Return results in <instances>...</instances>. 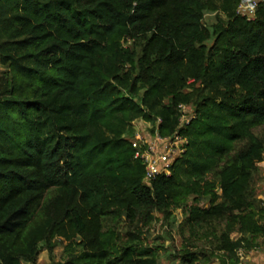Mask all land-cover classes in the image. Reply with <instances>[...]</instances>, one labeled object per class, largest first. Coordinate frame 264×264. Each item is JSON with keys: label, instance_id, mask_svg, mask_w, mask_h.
I'll return each instance as SVG.
<instances>
[{"label": "trees", "instance_id": "16d2710c", "mask_svg": "<svg viewBox=\"0 0 264 264\" xmlns=\"http://www.w3.org/2000/svg\"><path fill=\"white\" fill-rule=\"evenodd\" d=\"M239 3L0 0V264H36L42 243L50 264H159L141 223H172L177 208L212 246L180 252L182 264H239L258 249L264 0L253 19ZM139 118L188 140L151 184L130 141Z\"/></svg>", "mask_w": 264, "mask_h": 264}, {"label": "rangeland", "instance_id": "374dc122", "mask_svg": "<svg viewBox=\"0 0 264 264\" xmlns=\"http://www.w3.org/2000/svg\"><path fill=\"white\" fill-rule=\"evenodd\" d=\"M205 24L207 26H212L216 22V13L208 12L205 15ZM0 62V69H1ZM191 107V106H190ZM193 109V108H192ZM194 112V109H193ZM195 116V115H194ZM193 117V116H192ZM257 133L264 136V126L257 129ZM211 178V177H209ZM254 194L253 198L255 201L260 202L264 200V161L260 164L259 173L254 182ZM195 196H191L189 199V204H196ZM208 204L207 199H203L199 203V206L206 207ZM187 213L183 211L182 208H177L173 212L172 217H176L174 222H169L164 218L162 213L155 212L154 216L146 220L143 224L141 223V228L145 234L144 246L152 248L158 255L159 264H182L181 255L183 251L197 252L199 247L211 249L212 246L200 238L191 237V231L189 229L183 228L182 223L186 217ZM204 230L200 231L203 233ZM237 232L232 233V237H238ZM191 238V239H190ZM262 242L263 238L259 239ZM67 242L63 239L55 240V258L56 261L62 262L67 259L66 246ZM42 252L40 253L36 264H50L49 252L45 247V243L41 244ZM219 254H222L221 252ZM250 254V253H249ZM201 256V254H199ZM208 264H221L219 259H213ZM240 264H264V242L260 244L258 249L252 250L248 258L241 259Z\"/></svg>", "mask_w": 264, "mask_h": 264}, {"label": "built area", "instance_id": "2783aa9c", "mask_svg": "<svg viewBox=\"0 0 264 264\" xmlns=\"http://www.w3.org/2000/svg\"><path fill=\"white\" fill-rule=\"evenodd\" d=\"M262 0H240L238 13L248 19L255 17ZM182 124L189 123L192 119L193 109L180 105ZM163 119L145 120L139 118L133 121V135L131 144L136 151V157L145 165V183L151 184L159 176H170L176 161L186 152L188 140L182 134L164 136L160 134L159 127Z\"/></svg>", "mask_w": 264, "mask_h": 264}, {"label": "crops", "instance_id": "0c3cea01", "mask_svg": "<svg viewBox=\"0 0 264 264\" xmlns=\"http://www.w3.org/2000/svg\"><path fill=\"white\" fill-rule=\"evenodd\" d=\"M251 252H252V251L247 252V253H245V254H241V259H244L245 257L248 258L249 255L251 254ZM249 253H250V254H249ZM240 263H241V262H240ZM240 263H239V264H240Z\"/></svg>", "mask_w": 264, "mask_h": 264}]
</instances>
